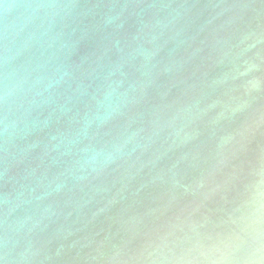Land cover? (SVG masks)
<instances>
[{"label":"water","instance_id":"1","mask_svg":"<svg viewBox=\"0 0 264 264\" xmlns=\"http://www.w3.org/2000/svg\"><path fill=\"white\" fill-rule=\"evenodd\" d=\"M0 264H264V0H0Z\"/></svg>","mask_w":264,"mask_h":264}]
</instances>
